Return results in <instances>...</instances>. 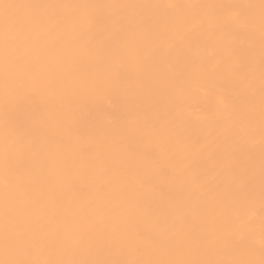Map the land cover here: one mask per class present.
<instances>
[{"label":"bare ground","instance_id":"1","mask_svg":"<svg viewBox=\"0 0 264 264\" xmlns=\"http://www.w3.org/2000/svg\"><path fill=\"white\" fill-rule=\"evenodd\" d=\"M2 2L101 7L21 10L46 23L14 53L26 75L7 97L0 30V259L19 140L24 226L53 257L260 264L261 0Z\"/></svg>","mask_w":264,"mask_h":264},{"label":"snow or ice","instance_id":"2","mask_svg":"<svg viewBox=\"0 0 264 264\" xmlns=\"http://www.w3.org/2000/svg\"><path fill=\"white\" fill-rule=\"evenodd\" d=\"M73 7L76 9H91L101 7L98 5H25L3 3L0 0V9L3 14L0 16V30L3 33V65H4V85L6 97L9 88L13 83L23 86V76L26 72L16 70V61L19 57L14 53L28 46V38L36 27H44L45 21L38 14L24 15L21 13L23 9H58ZM261 13L259 20V28L261 34V143L264 147V0L260 4ZM76 20H74V23ZM63 21H57L60 26ZM22 141H13L11 145L6 144L3 153L2 165L5 172L4 192L2 212L4 216V253L5 257L0 259V264H124V262H113L108 260H89L76 258H56L49 251V245L46 242L43 228L30 229L24 226L26 216L22 218V214L32 202L31 188L16 182L13 178V159L20 156L27 149ZM262 185H264V162H262ZM264 196V191H262ZM264 210V205H262ZM81 241L77 239L75 244ZM261 252L264 255V232L260 238ZM137 253H141L142 249L137 248ZM76 247L71 237L66 243L63 254L65 256H74ZM127 264H254L250 260H228V261H212L202 259H183L168 258L154 260H138L129 261ZM264 264V259L260 261Z\"/></svg>","mask_w":264,"mask_h":264}]
</instances>
